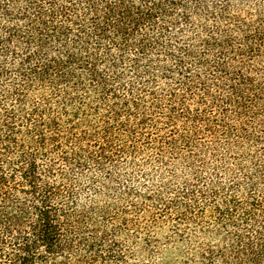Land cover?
Wrapping results in <instances>:
<instances>
[{
	"label": "trees",
	"instance_id": "trees-1",
	"mask_svg": "<svg viewBox=\"0 0 264 264\" xmlns=\"http://www.w3.org/2000/svg\"><path fill=\"white\" fill-rule=\"evenodd\" d=\"M176 4L0 0V264L126 263L116 233L93 227L90 216L78 210L73 181L91 164L104 169L121 156L114 121L122 131L138 132L119 121L140 107L139 88L124 83L119 67L129 62L137 78L151 73L148 52L160 44L146 30ZM248 51L254 54L256 47ZM144 60L150 63L142 68ZM176 61L180 73L184 60ZM186 72L180 84L190 85ZM240 79L244 84L231 86L240 109L258 102L264 108V82ZM89 111L101 117L106 111L104 124L85 125ZM171 113L170 123L177 118ZM141 119L146 123L147 117ZM254 178L247 175L248 206L231 193L216 208L222 226L236 230L228 232L227 248L201 253L200 264H264V198L254 196L262 193ZM245 188L239 183L233 191Z\"/></svg>",
	"mask_w": 264,
	"mask_h": 264
},
{
	"label": "rangeland",
	"instance_id": "rangeland-1",
	"mask_svg": "<svg viewBox=\"0 0 264 264\" xmlns=\"http://www.w3.org/2000/svg\"><path fill=\"white\" fill-rule=\"evenodd\" d=\"M146 34L160 44L148 52L151 73L137 78L129 62L119 67L140 102L134 117L119 121L138 132L113 122L121 156L104 169L91 164L73 181L77 208L93 227L116 233L125 264H200L201 253L227 248L236 230L218 219L223 200L238 193L248 206L247 175L264 193V108L258 102L241 110L231 91L244 84L240 78L264 82V0H177ZM184 71L190 85L180 84ZM252 92L246 88L247 99ZM171 110L177 118L170 123ZM91 113L85 125L104 124V114ZM239 183L241 193L233 191Z\"/></svg>",
	"mask_w": 264,
	"mask_h": 264
}]
</instances>
